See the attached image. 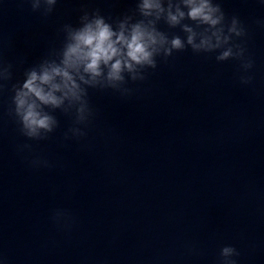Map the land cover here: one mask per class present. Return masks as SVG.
<instances>
[{"label":"clouds","instance_id":"obj_1","mask_svg":"<svg viewBox=\"0 0 264 264\" xmlns=\"http://www.w3.org/2000/svg\"><path fill=\"white\" fill-rule=\"evenodd\" d=\"M52 3L53 0H48ZM191 5V11L189 16L196 20L199 19L201 22L215 26L220 22V18H214L213 13L217 11L207 3V0H201L199 4L195 3V0H188ZM143 9L158 8V4H153L150 0H144ZM147 14V12H145ZM181 17L183 13L179 14ZM170 20L175 23L177 21L176 16H170ZM235 24V21L233 22ZM235 27L230 31H235ZM240 33L237 32V35ZM114 33L110 30L109 26L101 19L95 21V27L88 25L82 31L76 33L73 39L76 41L75 44L69 45L64 53V64L65 69L53 68L51 74L45 71L42 76H37L35 72H32L30 78L24 84L26 91H21L17 94L16 103L17 109L22 115L23 128L27 131L25 135L32 138H41L39 136V129H45L51 131V120L48 116H42L37 112L35 103H28V98L34 95L40 101L44 103H52L58 105L60 101L54 97L51 92L45 93L43 88L40 87L41 83L50 84L54 75H60L64 78V87L68 88L69 92L75 95L76 85L72 81V77L69 75L67 68H72L80 63H85V70L91 72L93 75L99 74V64L101 62L107 64L114 56H119V50L114 46L116 43H121L127 46V56L130 60L137 63H147L154 68L156 67L152 60L153 51L156 49L153 47L157 43H163L164 37L159 33H154L142 28L139 24L136 25L131 33V37L126 38L121 32L117 37L116 41L112 40ZM227 39V38H225ZM220 37L217 35V41L219 43ZM188 42L192 43V37L189 36ZM172 48L181 49L183 47L181 41L176 38L171 41ZM202 45H208V47H214L210 45L207 40L202 41ZM218 46V45H217ZM193 47H201V45H194ZM149 49H152L151 51ZM170 55V50L168 53ZM232 55L231 49L224 51L218 59L224 60ZM125 65L131 68V64L125 61ZM243 67H251L250 63H246ZM121 70V61L116 60L111 65V71L109 76L111 79H120L119 73ZM39 81L40 83H37ZM242 82H247L246 79L242 78ZM69 85H71L69 87ZM53 90L58 89L60 86L51 84ZM28 147V146H26ZM34 164H38L39 161H34ZM46 165V161L44 162ZM63 218V214L57 213L56 219L59 221ZM230 249L225 248L224 253L227 254ZM234 264V262H233Z\"/></svg>","mask_w":264,"mask_h":264}]
</instances>
